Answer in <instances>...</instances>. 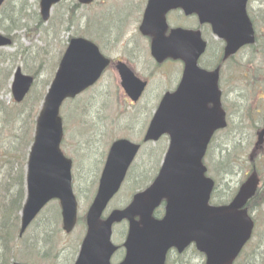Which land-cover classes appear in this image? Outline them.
Masks as SVG:
<instances>
[{
  "label": "rangeland",
  "instance_id": "rangeland-1",
  "mask_svg": "<svg viewBox=\"0 0 264 264\" xmlns=\"http://www.w3.org/2000/svg\"><path fill=\"white\" fill-rule=\"evenodd\" d=\"M102 1H98L92 7L77 8L76 0H63L61 6L53 9L52 17L46 24L43 22L39 24L41 19L37 0H10L0 10V32L4 35L10 34L16 41L8 49H0V97H5L0 103V153L9 147L11 142L8 138L7 122L12 120L10 130L13 127V133L17 130L10 103L11 77L15 69L21 67L26 74L36 76L37 85L31 96L24 101L26 112H23L19 119L23 128L31 127L32 135L35 118L42 106L41 99L57 70L70 38L89 34L99 44L104 55L113 60L120 59L126 62L132 66L138 76L148 81L149 87L142 100L138 104L131 105L120 87L119 76L115 69L111 68L97 86L76 99V108V103L67 102L62 109L66 127L63 151L65 156L75 160L72 172L73 189L80 204V218L86 214L96 194L100 174L112 142L126 138L141 143L145 129L156 109L157 101L153 99H156L157 94L160 97L166 87L175 85L181 77L182 70L180 63L175 64L173 71L170 72L165 68L171 64L157 69L150 57L149 43L144 40L138 43L135 40L137 24L134 22H131L125 31L119 30L124 20L130 22L128 15H135L136 10L131 9L143 0H117L115 4ZM112 4L114 9L122 13L117 14L114 9H107ZM249 5L248 14L256 27L258 43L241 51L222 68L223 103L228 113L229 129L216 137L204 160L208 168V176L217 183L213 197L216 204L233 198L235 191L251 172L248 156L256 141L255 133L264 120V0H250ZM103 10H106L112 19L114 17L117 19L113 21L106 12H102ZM95 18L99 23L104 19L99 31L105 33L107 30L105 35L98 31ZM109 23L111 24L108 28ZM192 23L193 21H186L181 17L172 19L173 25L192 26ZM206 38L209 39L208 53L202 62L210 66L218 51L212 36ZM177 66L181 70H178ZM7 76L9 93L4 95L1 90ZM29 140L30 137L24 142L23 151ZM168 144L169 141L163 139L143 147L124 188L109 205L107 215L114 209L124 208L130 202L137 187L135 184L143 174L147 178L156 175L162 158L158 157L166 153ZM255 164L260 174L264 175V157L259 158ZM139 166L142 167L140 171ZM0 167H2L0 183H3L9 166L5 165L2 155H0ZM256 204L259 206L251 211L257 225L255 237L237 264H245L250 257L254 264H264V195L260 196ZM59 207V202L50 203L22 239H18L19 220L12 234L13 238L9 242L10 250L8 249L7 257L3 256V247L0 244V264L14 262L73 264L78 256L80 242L86 233L85 225L80 221L81 224L70 236L63 233ZM126 230L127 224L115 226L112 241L116 245L121 246L124 243ZM47 240L51 242L45 244ZM25 244H28L29 248L26 249ZM123 255V251H119L112 263L121 261ZM169 261L171 264H204L205 262L204 258L192 249L179 258L172 253Z\"/></svg>",
  "mask_w": 264,
  "mask_h": 264
},
{
  "label": "water",
  "instance_id": "water-1",
  "mask_svg": "<svg viewBox=\"0 0 264 264\" xmlns=\"http://www.w3.org/2000/svg\"><path fill=\"white\" fill-rule=\"evenodd\" d=\"M53 1L42 2L45 20ZM202 1L206 7L204 16L220 28L219 36L227 42L226 58L235 54L240 46L254 42L244 11L246 0ZM175 41L169 44L159 39L153 53L160 58L187 61V57L201 52L197 47L192 51L193 43H187V47L183 48L180 41ZM7 44L10 41L0 37V46ZM75 49L76 46L71 53ZM84 50H88L87 45ZM96 57L92 50H88L87 55L79 60L73 61L72 57L64 59L52 91L45 100L37 121L34 147L29 155L26 179L28 196L22 212L21 234L52 199L61 201L66 233H70L77 223V202L71 189V162L62 156L59 149L63 134L58 108L65 97L78 92L75 85L84 75L85 60ZM121 71L126 73L125 70ZM94 72L91 71L88 77L95 76ZM217 80L218 72L209 74L197 71L186 80L193 85L198 82L202 84L201 90L191 92L192 95L200 93L202 96L187 106H178L179 109L171 116L168 114L161 123H154L145 138L146 141L155 140L166 132L170 134L171 145L160 176L146 193L135 196L125 212L114 211L101 222L104 208L119 189V183L139 149V146L123 140L113 145L99 192L86 218L88 234L76 264H110L117 249L110 242L111 228L115 222L124 219L129 220L131 225L125 245L127 257L122 264H165L166 253L171 246L175 245L182 251L193 240L198 242V249L207 254L208 264H232L236 260L251 238L254 227L246 212L240 209L255 195L258 181L254 178L248 180L231 206L210 208L207 205L214 183L204 178L205 168L201 159L206 153L210 136L224 126L225 118L219 105ZM14 81L12 92L15 101L20 103L29 93L33 80L19 70ZM188 94L185 91L182 96L186 98ZM209 102L215 105L214 108L208 109ZM259 137L257 145H263L264 131ZM164 198L168 201L166 216L162 221H155L152 213ZM136 216L140 221H134Z\"/></svg>",
  "mask_w": 264,
  "mask_h": 264
},
{
  "label": "trees",
  "instance_id": "trees-1",
  "mask_svg": "<svg viewBox=\"0 0 264 264\" xmlns=\"http://www.w3.org/2000/svg\"><path fill=\"white\" fill-rule=\"evenodd\" d=\"M11 109L13 111V114L15 115L14 123L15 125H17V130L15 131L16 134L13 133V136L15 134L14 142L10 144V146L2 156L4 163L9 165V172L4 175L3 183H0V192L2 194L4 192L10 194V198L7 202H2V198H0V231L7 232L9 237L12 236L13 230L17 225L18 212L20 211L24 203L23 201L26 193V191H24V164L26 163V152L29 148L28 146L30 142L27 143L24 151L22 150V146L24 142L29 139V137H31V127L25 129L22 125H20L19 121L21 113L26 111L22 107H19L17 105H12ZM16 203H19V208L15 209L12 212V209L16 205ZM13 215H16L14 221L12 220ZM14 222H16V225H13ZM0 238L3 237L0 236ZM3 241H5L3 243H8L5 239H3ZM46 243L47 241H45V244ZM245 264H251V258H248Z\"/></svg>",
  "mask_w": 264,
  "mask_h": 264
}]
</instances>
